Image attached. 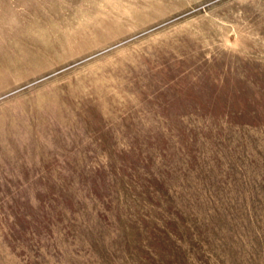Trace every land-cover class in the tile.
<instances>
[{"label":"rangeland","instance_id":"obj_1","mask_svg":"<svg viewBox=\"0 0 264 264\" xmlns=\"http://www.w3.org/2000/svg\"><path fill=\"white\" fill-rule=\"evenodd\" d=\"M0 19V264H264V0Z\"/></svg>","mask_w":264,"mask_h":264},{"label":"bare ground","instance_id":"obj_2","mask_svg":"<svg viewBox=\"0 0 264 264\" xmlns=\"http://www.w3.org/2000/svg\"><path fill=\"white\" fill-rule=\"evenodd\" d=\"M0 20H2V19H0Z\"/></svg>","mask_w":264,"mask_h":264}]
</instances>
